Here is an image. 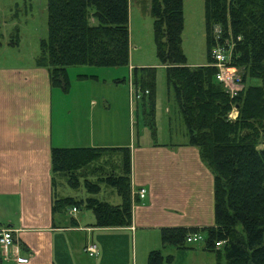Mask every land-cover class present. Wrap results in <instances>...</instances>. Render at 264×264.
<instances>
[{"label":"trees","instance_id":"16d2710c","mask_svg":"<svg viewBox=\"0 0 264 264\" xmlns=\"http://www.w3.org/2000/svg\"><path fill=\"white\" fill-rule=\"evenodd\" d=\"M47 10L48 36L39 43L36 61L48 71L53 88L70 89V68L130 67V0H47ZM151 16L157 57L188 130L189 146L199 150L214 174L215 226L163 228L162 246L189 250L193 247L187 237L205 234V250L216 254L217 264H264V0H205L208 63L200 67L187 65L182 48L184 0H151ZM216 27L221 30V44L231 42V66L245 84L234 96L216 80L218 70L211 56L217 46ZM10 45L17 46L18 41ZM134 70L136 88L149 91L142 104L146 124L154 129L155 69ZM127 79L114 83L126 84ZM236 108L239 117L234 122L230 115ZM51 163L53 186L57 187V176L68 178L71 188H78L83 178L90 195L85 201L55 196L54 215L65 216V211L80 207L93 213L96 228L132 226L129 147L53 148ZM87 171L98 177L95 183L87 180ZM102 185L116 189L119 205L96 198ZM68 221L76 225L74 217ZM221 242L222 250H217ZM173 263L174 256H165L162 250L148 257V264Z\"/></svg>","mask_w":264,"mask_h":264},{"label":"crops","instance_id":"0c3cea01","mask_svg":"<svg viewBox=\"0 0 264 264\" xmlns=\"http://www.w3.org/2000/svg\"><path fill=\"white\" fill-rule=\"evenodd\" d=\"M131 10L130 3V19ZM38 54L0 65V231L11 229L15 239L10 248L0 246V264H148L154 250L174 256L173 264H217L216 254L205 247L164 249L161 242L163 228L215 226L214 174L199 150L189 139L137 145L129 85L113 83L118 78L111 75L78 71L63 96L48 71L37 66ZM87 147L131 149V227L96 228L95 218L80 211L72 225L53 214L60 195L53 186L52 149ZM141 189L147 191L143 199ZM113 203H121L117 194ZM88 243L97 245L96 258L86 254Z\"/></svg>","mask_w":264,"mask_h":264},{"label":"rangeland","instance_id":"374dc122","mask_svg":"<svg viewBox=\"0 0 264 264\" xmlns=\"http://www.w3.org/2000/svg\"><path fill=\"white\" fill-rule=\"evenodd\" d=\"M130 3L132 8L130 19V63L134 69L138 68L139 72L143 68L155 69L156 86L154 129H151L146 124L145 107L142 104L144 100L143 96H141L140 101L132 100L131 98L132 105L136 107L133 112L134 121L132 120L133 139L137 145L148 143L149 141L162 144L184 143L189 139L188 130L182 119L173 90L169 89L166 69L161 65L156 53L154 20L151 16V0H130ZM184 18L182 48L187 57V65L192 67L205 66L208 63L205 0H184ZM47 23V0H0V41L2 43V47L0 48V65L13 66L20 61H27L28 58L39 52L41 39L48 36ZM15 40L18 41V44L20 43L19 47L10 45ZM229 43L231 44V42ZM134 69L131 67L119 69H97L92 67L70 68L69 76L71 79L72 76H77L78 73H82L78 71L99 74L101 77L111 75L118 79L127 78L128 75L126 84L131 86L130 82L134 83V78H136ZM255 83L257 84L258 81H255ZM71 87L68 91L60 88L56 89L62 91L64 96L69 94ZM68 99L64 98L63 106L65 105L67 107ZM60 106L61 104L59 105V111ZM147 108H149V101L148 105L146 104ZM237 115L239 117V113ZM115 160L117 158H113V162ZM90 172L87 171V180L95 183L98 177H94ZM63 177L57 176L55 178L56 189L58 195L61 196H57V199L62 198L64 195L65 197L71 196L76 200L85 201L90 196L84 187L83 178L79 180L80 185L78 188H71L67 182L68 178ZM116 193V189L102 185V190L96 198L114 204ZM71 210L65 211L67 212V216L66 214L65 216L68 219L70 218ZM79 211L80 215H85L86 218L91 217V215L94 218L90 210L80 209L79 207ZM57 216L63 218V215ZM86 224V222L83 223V225ZM205 243L206 236L203 234V240L191 245L193 248L189 250H202L205 247ZM222 262H225L224 255Z\"/></svg>","mask_w":264,"mask_h":264},{"label":"built area","instance_id":"2783aa9c","mask_svg":"<svg viewBox=\"0 0 264 264\" xmlns=\"http://www.w3.org/2000/svg\"><path fill=\"white\" fill-rule=\"evenodd\" d=\"M215 39L217 42V46L212 50L211 56L214 59L213 67H215L218 72L216 74V80L220 82L224 89L230 93L231 95H236V93L240 92L244 88V84L242 81V77L238 69L231 66L232 61V52L233 46L231 44L222 43L221 44V30L219 27L215 28ZM230 45V46H229ZM130 90H131V98L132 100L140 101L141 96L148 95L149 91H145L144 93L139 89L135 90L136 86L134 83L130 82ZM237 108L234 109L230 115L232 120H236ZM147 191L145 189H141L138 192L140 198H145ZM79 212L78 209L73 208L70 211V216L75 217ZM14 233L11 229H4L0 231V246L3 248H9L14 244ZM203 240L202 234H191L187 237V243L190 245H194ZM223 243H217V248H220ZM85 252L92 258H96L99 254L98 247L95 243H88L85 247ZM19 262H25L24 259H18Z\"/></svg>","mask_w":264,"mask_h":264},{"label":"bare ground","instance_id":"6f19581e","mask_svg":"<svg viewBox=\"0 0 264 264\" xmlns=\"http://www.w3.org/2000/svg\"><path fill=\"white\" fill-rule=\"evenodd\" d=\"M221 243H223V242H221ZM223 245H224V243H223ZM223 245H222L220 248H217V246H216V249H217V250H221L222 247H223Z\"/></svg>","mask_w":264,"mask_h":264}]
</instances>
